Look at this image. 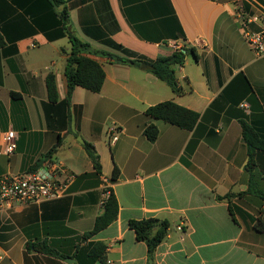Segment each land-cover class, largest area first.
Wrapping results in <instances>:
<instances>
[{
	"label": "crops",
	"instance_id": "0c3cea01",
	"mask_svg": "<svg viewBox=\"0 0 264 264\" xmlns=\"http://www.w3.org/2000/svg\"><path fill=\"white\" fill-rule=\"evenodd\" d=\"M234 1L65 0L53 8L47 0H0V147L9 130L17 135L16 152H0V176L50 161L77 175L58 198L0 213V264H71L69 258L75 264L107 190L117 197L118 217L88 242L105 243L110 264H264V231L257 229L264 219V152L257 153L251 178L240 122L264 138V58L245 41ZM64 9L69 32L97 52L155 61L174 53L176 35L184 40L189 52L175 68L181 93L144 64L87 55L102 65L103 87L95 93L77 86L68 102ZM49 74L55 103L48 99ZM165 101L198 112L195 129L145 114ZM151 124L159 129L154 142L144 135ZM86 143L100 156L101 174ZM150 218L170 225L153 256L129 227L131 220ZM39 243L60 256L27 249Z\"/></svg>",
	"mask_w": 264,
	"mask_h": 264
},
{
	"label": "trees",
	"instance_id": "16d2710c",
	"mask_svg": "<svg viewBox=\"0 0 264 264\" xmlns=\"http://www.w3.org/2000/svg\"><path fill=\"white\" fill-rule=\"evenodd\" d=\"M47 2L51 7L58 8L65 3V0H47ZM59 16L60 23L68 32L71 43V51L66 60L65 66V76L68 84V102L70 101L74 88L77 86L95 93L100 92L103 87L106 77L105 71L101 64L87 55H102L110 58L112 61L132 64L138 67L144 64L147 71L167 83L174 93H181V87L178 84L175 68L177 66H182L185 63L189 52L188 49L184 48L180 51H174L171 56L159 58L155 61H143L139 59L131 60L104 52H97L69 32L67 28L69 16L66 9L60 12ZM175 39L178 40L177 35ZM190 51L194 52L193 49ZM46 87L49 101L52 103L57 102L58 92L53 74L47 76ZM17 96L18 95L13 94L14 99ZM145 114L153 119L161 120L188 131L194 130L200 120V114L198 112L180 106L174 101H165L151 106L145 111ZM240 122L243 129V138L248 145L249 161L246 171L250 177L253 178L254 171L257 168L256 155L259 151L264 152V138H262L256 129L246 121L241 120ZM144 135L150 142H154L158 138L159 129L156 125L151 124L145 129ZM84 148L90 157L96 172L101 174L102 165L96 148L90 143H86ZM55 150L56 148L52 149L46 158H49ZM37 167L38 165L35 166L32 171L36 170ZM118 176L119 170L116 168L110 180L115 182L118 179ZM107 191L110 192V196L104 205L103 213L96 218L94 228L82 236V242L86 244L83 246L78 245L76 248V254L74 256L76 259L75 264H108V246L101 241L88 242L91 238L95 237L98 233L111 225L118 217L119 205L117 197L111 190ZM263 220L264 219H259L258 221L257 229L259 231H264ZM169 226L168 221L154 218L131 220L129 222V227L135 232L137 240L146 242L150 256H153L157 247L166 238ZM27 249L43 254L60 256L59 253L50 248L46 243L27 244Z\"/></svg>",
	"mask_w": 264,
	"mask_h": 264
},
{
	"label": "built area",
	"instance_id": "2783aa9c",
	"mask_svg": "<svg viewBox=\"0 0 264 264\" xmlns=\"http://www.w3.org/2000/svg\"><path fill=\"white\" fill-rule=\"evenodd\" d=\"M234 17L242 30L245 41L258 58H264V0H235ZM184 40H172L174 51L185 48ZM241 107L248 109L243 103ZM113 139H117L119 130L110 128ZM17 149V135L9 130L3 139L0 152L13 155ZM77 175L58 162L50 161L42 168L19 174L0 176V213L12 209L17 203L29 204L53 200L62 196ZM64 178V180H61ZM110 192L104 193L102 204L105 205ZM264 214V205L262 206ZM183 230V226H179ZM1 260V257H0ZM110 264V262H108Z\"/></svg>",
	"mask_w": 264,
	"mask_h": 264
},
{
	"label": "water",
	"instance_id": "95a60500",
	"mask_svg": "<svg viewBox=\"0 0 264 264\" xmlns=\"http://www.w3.org/2000/svg\"><path fill=\"white\" fill-rule=\"evenodd\" d=\"M68 262H70L71 264H73V263L75 262V260H74V259H71V258H69V259H68Z\"/></svg>",
	"mask_w": 264,
	"mask_h": 264
}]
</instances>
